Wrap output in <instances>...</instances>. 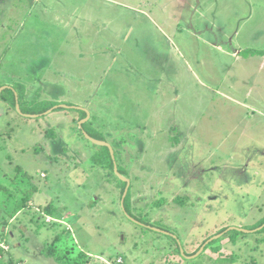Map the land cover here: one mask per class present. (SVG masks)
Wrapping results in <instances>:
<instances>
[{
  "label": "rangeland",
  "instance_id": "obj_1",
  "mask_svg": "<svg viewBox=\"0 0 264 264\" xmlns=\"http://www.w3.org/2000/svg\"><path fill=\"white\" fill-rule=\"evenodd\" d=\"M250 49L264 0H0L2 264H264Z\"/></svg>",
  "mask_w": 264,
  "mask_h": 264
},
{
  "label": "water",
  "instance_id": "obj_2",
  "mask_svg": "<svg viewBox=\"0 0 264 264\" xmlns=\"http://www.w3.org/2000/svg\"><path fill=\"white\" fill-rule=\"evenodd\" d=\"M5 87H0V92L4 89ZM61 107H66L65 105H60ZM56 107V106H55ZM89 113L87 112L86 113V116L89 118ZM30 116H35V115H30ZM87 119V118H86ZM86 119H83L80 121V126H81V122L85 121ZM83 134L84 136L89 139L90 141H92L93 143L97 144V145H104L106 147H108V149L110 150V154L112 156V159L114 160V153H113V149L111 147V145L106 142V141H103V140H99V139H95L93 137H91L88 133H86L85 131H83ZM114 171L118 174V176L120 177V179L122 181L125 182V189L123 191V195H122V200L124 199V197L126 196V192H127V189H128V185H129V179L127 177H125L124 175L118 173V170H117V165H116V162H114ZM216 238V237H214Z\"/></svg>",
  "mask_w": 264,
  "mask_h": 264
},
{
  "label": "trees",
  "instance_id": "obj_3",
  "mask_svg": "<svg viewBox=\"0 0 264 264\" xmlns=\"http://www.w3.org/2000/svg\"><path fill=\"white\" fill-rule=\"evenodd\" d=\"M258 54V55H264V50H252V49H250V50H248L247 51V54ZM12 105L14 106V101L12 100ZM82 113H83V116H85L86 114H85V112H83L82 111ZM82 116V117H83ZM88 133V132H87ZM89 134V133H88ZM90 135V134H89ZM90 136H92V137H94V138H96V139H99L98 137H95V136H93V135H90ZM107 149V148H106ZM107 151V153H108V162H109V164H110V166L111 167H113V159H111V157H110V155H109V151H108V149L106 150ZM120 183H121V185H122V188H121V194H122V192H123V189H124V187H125V182L124 181H120ZM126 197H124V199H125ZM45 210H47V212L49 213V214H51V212H52V209H51V207H46L45 208ZM59 219V218H58ZM55 221V220H54ZM49 222V221H48ZM50 222H53V221H50ZM225 229V228H224ZM224 229H222V230H224ZM222 230H220V231H222ZM220 231H218V232H220ZM55 240H60V237L59 236H55ZM64 251H68V253H69V247H66L65 248V250ZM54 252H56V251H51V252H49V254L50 253H52V254H54ZM68 253H66V252H64V254H63V256L64 257H67V255H68ZM80 256H87L86 254H83L82 255V252H80V253H78V255H77V257H80ZM10 262H11V260H10ZM10 262H8V263H10ZM13 263V261L10 263V264H12ZM0 264H2V261L0 260Z\"/></svg>",
  "mask_w": 264,
  "mask_h": 264
},
{
  "label": "built area",
  "instance_id": "obj_4",
  "mask_svg": "<svg viewBox=\"0 0 264 264\" xmlns=\"http://www.w3.org/2000/svg\"><path fill=\"white\" fill-rule=\"evenodd\" d=\"M50 220L52 219H50V217L47 216V221H50ZM5 240H6L5 231L3 230V232H0V250L2 249L4 251H7L9 249V246L7 245ZM116 263L122 264L123 263L122 257H118L116 259ZM12 264H22V263L20 261H15Z\"/></svg>",
  "mask_w": 264,
  "mask_h": 264
},
{
  "label": "crops",
  "instance_id": "obj_5",
  "mask_svg": "<svg viewBox=\"0 0 264 264\" xmlns=\"http://www.w3.org/2000/svg\"><path fill=\"white\" fill-rule=\"evenodd\" d=\"M53 184H51L50 186H49V188L52 186ZM50 198V197H49ZM57 200H59L58 198L56 199V201ZM58 202V201H57ZM82 252V251H81ZM83 253V252H82ZM84 254H86V253H84ZM87 255V254H86ZM89 256V255H88Z\"/></svg>",
  "mask_w": 264,
  "mask_h": 264
}]
</instances>
